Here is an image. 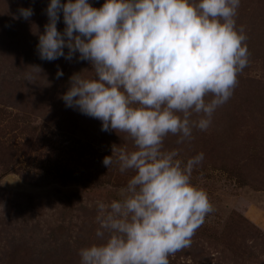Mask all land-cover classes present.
<instances>
[{
    "label": "rangeland",
    "instance_id": "rangeland-1",
    "mask_svg": "<svg viewBox=\"0 0 264 264\" xmlns=\"http://www.w3.org/2000/svg\"><path fill=\"white\" fill-rule=\"evenodd\" d=\"M48 2L0 0V264H80L79 250L100 242L96 201L120 199L134 175L120 172L116 152L113 165L102 163L113 148L135 150L128 134L102 131L98 119L61 99L74 73L94 75L91 64L39 58ZM28 7L34 14L17 19ZM235 19L250 56L233 95L191 140L164 139L185 162L204 153L191 182L213 206L169 264H264V0H240ZM64 27L61 17L57 28Z\"/></svg>",
    "mask_w": 264,
    "mask_h": 264
},
{
    "label": "clouds",
    "instance_id": "clouds-1",
    "mask_svg": "<svg viewBox=\"0 0 264 264\" xmlns=\"http://www.w3.org/2000/svg\"><path fill=\"white\" fill-rule=\"evenodd\" d=\"M240 0H49L39 35L41 60L88 61L94 75L74 73L61 96L65 106L98 119L102 131L128 134L135 150L113 148L102 163L133 171L121 198L96 201L100 242L79 250L80 264H169L187 248L213 206L191 182L204 160L183 161L165 150L206 130L218 107L233 95L237 74L249 62ZM28 20L34 10L20 8ZM63 19V31L57 24ZM67 49V52H65ZM33 69L41 72L38 66ZM63 76L58 68L56 78ZM211 96L210 100L206 97ZM198 119H193V115Z\"/></svg>",
    "mask_w": 264,
    "mask_h": 264
}]
</instances>
